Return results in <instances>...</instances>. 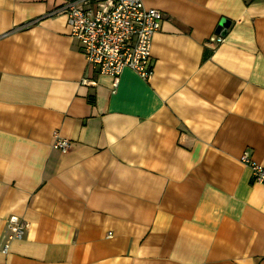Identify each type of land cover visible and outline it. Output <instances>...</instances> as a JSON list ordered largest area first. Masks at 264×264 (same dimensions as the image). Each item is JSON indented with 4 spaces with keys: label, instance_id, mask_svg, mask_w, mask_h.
<instances>
[{
    "label": "crops",
    "instance_id": "1",
    "mask_svg": "<svg viewBox=\"0 0 264 264\" xmlns=\"http://www.w3.org/2000/svg\"><path fill=\"white\" fill-rule=\"evenodd\" d=\"M63 1L0 0V264H264V0H142L153 74L114 91Z\"/></svg>",
    "mask_w": 264,
    "mask_h": 264
},
{
    "label": "built area",
    "instance_id": "2",
    "mask_svg": "<svg viewBox=\"0 0 264 264\" xmlns=\"http://www.w3.org/2000/svg\"><path fill=\"white\" fill-rule=\"evenodd\" d=\"M55 13L66 15L69 35L79 42L87 63L112 78L113 91L124 69L143 80L151 78V41L160 27V10L145 6L142 0H64ZM213 38L218 44L223 41L220 34ZM68 144L54 133V147L65 152ZM240 161L250 168L252 181L264 185V164L255 162L247 153ZM6 228L8 233L1 247L5 254L11 240L23 237L28 222L9 220Z\"/></svg>",
    "mask_w": 264,
    "mask_h": 264
},
{
    "label": "water",
    "instance_id": "3",
    "mask_svg": "<svg viewBox=\"0 0 264 264\" xmlns=\"http://www.w3.org/2000/svg\"><path fill=\"white\" fill-rule=\"evenodd\" d=\"M229 25V21L227 19H221L219 24L216 26L215 33L223 35Z\"/></svg>",
    "mask_w": 264,
    "mask_h": 264
}]
</instances>
